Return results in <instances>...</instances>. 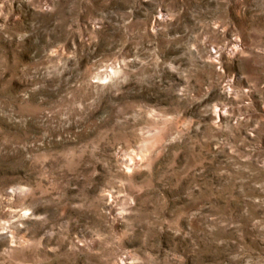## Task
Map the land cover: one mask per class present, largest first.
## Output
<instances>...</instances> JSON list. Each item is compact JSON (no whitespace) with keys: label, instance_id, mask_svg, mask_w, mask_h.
<instances>
[{"label":"rangeland","instance_id":"1","mask_svg":"<svg viewBox=\"0 0 264 264\" xmlns=\"http://www.w3.org/2000/svg\"><path fill=\"white\" fill-rule=\"evenodd\" d=\"M0 264H264V0H0Z\"/></svg>","mask_w":264,"mask_h":264}]
</instances>
